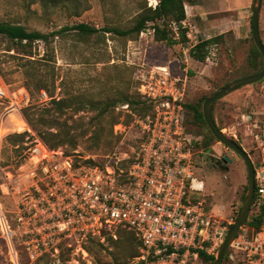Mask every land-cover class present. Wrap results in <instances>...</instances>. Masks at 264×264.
I'll return each instance as SVG.
<instances>
[{
	"label": "rangeland",
	"instance_id": "1",
	"mask_svg": "<svg viewBox=\"0 0 264 264\" xmlns=\"http://www.w3.org/2000/svg\"><path fill=\"white\" fill-rule=\"evenodd\" d=\"M202 1L215 11L208 14L209 20L224 14L230 15L231 12L216 11L224 8L228 1H246L249 12L245 22L232 21L226 25L215 23L206 33L208 35H201L194 20L197 16L190 15L191 26L187 28V32L191 33V37L187 38L186 44L171 45L165 41H156L149 28L135 37L101 30L87 37L68 32L51 37L48 49L41 41L35 42L26 48L31 49L32 56L20 58L16 49L6 50L11 44L0 36V81L6 86L11 98L0 99V212L7 221L4 224L0 213V264H68L73 258L78 259L80 264H87L81 258V253L77 254L67 241L58 244L57 256L44 250L39 254L44 245L30 243V249L37 250L39 254L36 259L30 260L23 243L26 237L17 232L10 238V230H14L16 226V206L23 189L28 185V180L23 175L26 168L24 147L32 139L30 131L35 134L39 128V124L34 126L24 116L25 109L31 117L43 114L50 118V115H56L51 98L67 101L83 99L96 103L123 92L141 95L137 90L136 76L140 73L147 75L157 66H169L171 73L185 82V102H193L202 94L214 92L225 80L230 82L251 74L237 76L250 70L246 63L252 44L254 45L250 24L252 0ZM156 3L158 0H0V20L19 23L27 29L44 33L78 22L87 23L96 29L116 27L124 30L132 26L144 4L154 8ZM188 4H184V7ZM244 24L247 29L234 35L233 27L238 30ZM173 34L175 35L174 32ZM219 34H222V38L216 44L208 46L207 58L203 63L192 60L188 55L185 59L184 46L190 47L200 39ZM259 35L264 44V0L261 1L259 12ZM43 55H46L45 62L25 61L27 58L37 59ZM259 60L262 61L261 55ZM31 66L37 70L30 69ZM28 70L31 74L26 76ZM34 72L42 73L47 85V90H43L46 97L32 84ZM218 100L213 109L215 123L222 126V129L226 128L225 132L221 131L248 153L252 163L261 160L264 144L257 140L256 135H260L258 127L264 123V77L258 82L231 91ZM123 105L126 104L117 103L106 114L100 123L103 128L100 133L96 121L90 120L96 115V110L84 107L75 111L78 107L76 103L64 107L57 121L65 122L72 130L83 134L79 136L75 147L66 145L61 147L63 151L75 161L95 159L102 164L117 161L124 153L132 156L137 150L140 134L134 121L135 116L131 117V109ZM113 117L122 121L126 127L122 130L115 125L112 128L113 136H109V121ZM187 117L189 118L188 113ZM114 129L122 131L121 135L115 136ZM187 130L198 139H204V127L189 123ZM201 150L205 152L199 164L201 170L194 173L204 182L202 197L205 203L215 214L225 216L232 209L237 217L243 202V188L247 186L245 163L235 152L218 141L213 140L208 149ZM223 157L229 161L223 163ZM254 210L251 206L245 221ZM244 229L246 233L247 225H244ZM97 238L103 243L101 249L92 247L88 241L85 244L86 248H92L91 252L87 251L89 264L94 263L97 258L103 262L115 263L114 257L117 258L119 254L139 251L138 238L121 225L106 229L96 240ZM230 253L233 259L222 260L221 264H246L241 254Z\"/></svg>",
	"mask_w": 264,
	"mask_h": 264
},
{
	"label": "built area",
	"instance_id": "2",
	"mask_svg": "<svg viewBox=\"0 0 264 264\" xmlns=\"http://www.w3.org/2000/svg\"><path fill=\"white\" fill-rule=\"evenodd\" d=\"M180 24L191 26L186 19ZM170 27L178 38V24L173 22ZM190 47H183L185 59ZM155 68L136 76L137 90L153 110L145 118L134 119L143 140L126 171L118 162L129 158L127 153L114 165H88L75 161L61 147L49 148L30 131L23 172L28 185L16 206L15 229L10 230V238L17 232L26 237L23 243L30 260L43 250L57 256L58 244L67 241L89 264L87 238L99 237L117 225L132 230L141 241L134 260L142 264H206L200 251L216 255L236 215L233 211L225 216L215 214L205 203L204 182L194 173L197 137L183 123L185 82L169 66ZM41 94L46 97L43 90ZM4 98L11 99L0 81V99ZM116 125L122 130L126 127L122 122ZM258 128L257 140L264 144V123ZM121 132L114 129L115 134ZM253 173L255 204L264 207V154L253 165ZM244 230L235 235L228 249L241 254L246 264H264V224L250 236ZM32 242L44 245L39 254L30 249ZM68 264L80 262L73 258Z\"/></svg>",
	"mask_w": 264,
	"mask_h": 264
},
{
	"label": "trees",
	"instance_id": "3",
	"mask_svg": "<svg viewBox=\"0 0 264 264\" xmlns=\"http://www.w3.org/2000/svg\"><path fill=\"white\" fill-rule=\"evenodd\" d=\"M191 2V0H158L157 5L152 8L149 6H146L144 4L140 11L137 13V15L134 18V22L132 26L128 29H118L116 27H102L101 29H96L94 26L88 25L84 22H78L71 25H66L61 27L58 30L51 31L48 33L41 32L39 30L35 29H27L24 25L15 23V22H9V21H3L0 20V36L7 39V41L10 42L11 45L8 46L6 50L10 51L13 49H16V52L19 53L20 58H26L25 56H32L31 49L27 47H31L35 42L41 41L46 49L50 47V38L55 35H63L66 33H75L77 35H82L84 37L90 36L92 34H96L98 31L103 32H113L120 36H138L141 31H143L146 28L151 29L152 35L154 40L156 41H165L168 44H186L188 39L186 37L187 28H182L180 22L185 19V9L184 4ZM193 2V1H192ZM191 4H195L192 3ZM251 19V16H250ZM178 24L179 28V35L178 38L174 37L173 30L171 29L170 25L171 23ZM251 24V21H250ZM222 38V34H219L214 37H210L207 39H200L198 40L194 45H192L189 48V56L192 60L203 63L207 58V52H208V46L210 44H216L219 39ZM250 41L251 38H250ZM45 56L38 57L37 59H31L27 58L25 61L28 62H45ZM260 53L255 47V45L252 44V50L251 53L248 56L247 59V67L250 68V72L246 71L244 73H240L239 75H245L246 73H255L257 72L261 66L262 61L259 60ZM29 69V68H28ZM30 69L37 70L34 66H31ZM26 76L29 73V70L26 71ZM34 81H32V84L35 85V89L37 90H47V85L42 78V73L34 72L33 75ZM228 81L225 80L221 85L218 86V88L215 90L217 91L220 89L223 85H225ZM214 91V92H215ZM214 92H209L208 94H202L198 97L195 101L185 102L184 101V126L185 130H187V124H193L202 126L206 129L204 134V139H196L194 140V147L195 149H208L210 143L214 141H218L215 139V137L212 135L210 130L208 129L202 115V103L203 100L210 94ZM49 97H52V95H49ZM78 98V97H77ZM50 102L52 105L55 106V112L56 115H50V118H46L45 115L40 114L36 117H31L30 114L27 112V109L24 110V116L28 118V121L31 122L34 126H37L39 124V128L36 130V135L44 142L49 148H58V147H64L66 145H71V147L76 146V142L81 134L83 132L78 133L75 130H72V127L68 126L65 122H58V118L60 117V111L64 107L70 106L72 103L78 104V107L75 109L81 110L84 107H91L92 109L96 110L97 113L94 117H91L90 120H95V124L98 125V132L100 133L102 131V127L100 125L103 118L106 116V114L113 110L117 103L126 104L128 108L131 109V117L135 116V118H145L147 115L152 114L153 106L150 102L146 101L145 99L141 98V95L138 93H129V92H123L120 95L110 98L104 101H98V102H92L91 100L84 101L83 99H73L71 101H67L66 99H55L51 98ZM219 102V100H216L211 105V116L214 120V113L213 109L215 105ZM187 113L189 114V118L187 117ZM122 122L119 121L118 118L113 117L109 121V136H113L112 128L117 123ZM215 122V121H214ZM216 124V123H215ZM217 128L219 130L222 129V126L217 125ZM55 129L53 130L52 128ZM191 133V132H189ZM192 134V133H191ZM115 136H120L121 134H114ZM193 135V134H192ZM195 137V136H194ZM143 138L139 137L138 140V146L142 142ZM235 141V140H234ZM27 146L24 147L26 149ZM67 154V153H66ZM135 154L133 153L132 156H129V158L125 159V161H120L118 166L124 169L126 171L131 164V162L134 159ZM83 163L88 165H95L98 167H103L105 164L98 162L95 159H83L81 160ZM260 160L257 162H254L253 165H257ZM125 163V164H123ZM109 164L114 165V161L110 162ZM247 186L243 188V194L242 198H244V193L246 191ZM252 208L255 209L249 216V219L245 221L244 225H247L248 231L245 233L247 236H250L251 234H255L260 227L264 224V207L263 206H256L255 199L252 202ZM232 209H230L231 211ZM244 225L239 229L238 232L242 231V228H244ZM134 235L135 233L130 230ZM135 237H137L135 235ZM138 238V237H137ZM87 241L92 244V247L95 246L97 249H101L103 246V243L100 241L99 238L89 236L87 238ZM139 244V251L132 252L127 255H121L115 258V263H109V262H103L98 260V258L94 261L92 264H142V261H135L134 258L140 254V247H141V241L138 239ZM88 252L92 251V248L87 247L86 248ZM231 249H228L224 255L223 261H225L227 258H229ZM200 258L203 262L206 264H212L214 256L206 254L204 251H200ZM134 260V261H133Z\"/></svg>",
	"mask_w": 264,
	"mask_h": 264
},
{
	"label": "water",
	"instance_id": "4",
	"mask_svg": "<svg viewBox=\"0 0 264 264\" xmlns=\"http://www.w3.org/2000/svg\"><path fill=\"white\" fill-rule=\"evenodd\" d=\"M201 1V0H195ZM262 0H252L251 4V37L254 42L255 47L259 51L262 57V66L261 68L252 74H248L239 78H236L225 85L214 93L208 95L202 103V115L203 119L215 137L221 144L230 148L235 152L245 163L247 168V188L246 193L243 198L240 210L234 222L230 226L228 232L225 235L223 242L220 244L216 255L214 256L212 264H221L224 254L229 248L233 238L238 233L239 229L242 227L244 221L246 220L250 207L254 199V173H253V163L248 155V153L233 139L225 135L221 130H219L211 116V105L218 99L222 98L226 94L234 91L242 86L253 84L260 81L264 77V44L259 35V12L261 7Z\"/></svg>",
	"mask_w": 264,
	"mask_h": 264
},
{
	"label": "crops",
	"instance_id": "5",
	"mask_svg": "<svg viewBox=\"0 0 264 264\" xmlns=\"http://www.w3.org/2000/svg\"><path fill=\"white\" fill-rule=\"evenodd\" d=\"M225 4L226 6L224 8L218 9L216 11L231 12L230 15L224 14L223 16L212 20L208 19V14L213 13L215 11L210 5L205 4L204 1H196L195 4L185 5V19L188 23L191 24L189 16L192 14L197 16L194 20L198 24L196 25V27H198V29L200 30L199 32L201 33V35L206 34L215 23L220 25H226L230 24L232 21L241 22V20H244L245 22L247 12H249V10L246 9V1L239 3H232L228 1L225 2ZM243 26V28H239L238 30L237 28L233 27L232 32H234V35H239L242 30L247 29L245 24Z\"/></svg>",
	"mask_w": 264,
	"mask_h": 264
},
{
	"label": "flooded vegetation",
	"instance_id": "6",
	"mask_svg": "<svg viewBox=\"0 0 264 264\" xmlns=\"http://www.w3.org/2000/svg\"><path fill=\"white\" fill-rule=\"evenodd\" d=\"M205 152H203L201 149H198L197 151V155H196V163H195V171H200L201 170V167L199 166V164L202 162V155L204 154ZM229 160L226 159L225 157L222 158V162L223 163H227Z\"/></svg>",
	"mask_w": 264,
	"mask_h": 264
},
{
	"label": "bare ground",
	"instance_id": "7",
	"mask_svg": "<svg viewBox=\"0 0 264 264\" xmlns=\"http://www.w3.org/2000/svg\"><path fill=\"white\" fill-rule=\"evenodd\" d=\"M5 224V223H4Z\"/></svg>",
	"mask_w": 264,
	"mask_h": 264
}]
</instances>
